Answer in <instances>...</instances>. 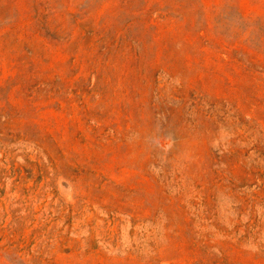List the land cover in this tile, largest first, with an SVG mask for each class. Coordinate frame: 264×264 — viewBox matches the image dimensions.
Instances as JSON below:
<instances>
[{
    "label": "rangeland",
    "instance_id": "1",
    "mask_svg": "<svg viewBox=\"0 0 264 264\" xmlns=\"http://www.w3.org/2000/svg\"><path fill=\"white\" fill-rule=\"evenodd\" d=\"M0 264H264V0H0Z\"/></svg>",
    "mask_w": 264,
    "mask_h": 264
}]
</instances>
